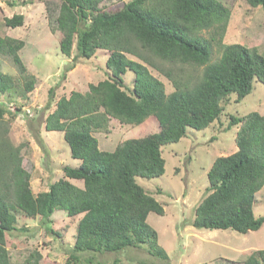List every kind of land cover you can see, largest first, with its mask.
I'll use <instances>...</instances> for the list:
<instances>
[{
  "label": "trees",
  "instance_id": "obj_1",
  "mask_svg": "<svg viewBox=\"0 0 264 264\" xmlns=\"http://www.w3.org/2000/svg\"><path fill=\"white\" fill-rule=\"evenodd\" d=\"M59 1L51 24L59 32L60 51L70 57L75 48L73 60L89 59L97 49L108 51L106 78L90 83L84 93L72 90L60 96L46 114L44 129L62 131L71 157L80 163L63 166V176L45 189L33 191L21 146L12 144L6 127L0 130V264H11L7 234L26 230L16 226L17 212L39 218L49 233L60 236L49 225L57 210L77 218L74 242L63 264H107L82 254L142 246L161 258L160 264H171L157 231L147 222L149 212L163 214L164 208L137 177L161 175L164 144L178 141L187 126L208 127L219 118L222 103L233 94L236 101L242 100L254 80L264 84V55L255 47L223 43L230 9L218 0H129L115 9L103 7L108 0ZM246 2L264 12V0ZM4 20L8 26H19L23 15ZM213 45L220 49L216 60L211 59ZM23 46L22 39L0 37V52L19 67L25 91H31L35 77L18 54ZM148 66L163 73L171 92H165ZM184 67L190 71L185 73ZM127 70L134 74L130 88L123 78ZM12 84L9 74L0 73L1 93ZM49 94L53 96L52 89ZM50 104L49 100L45 109ZM3 114L1 106V120ZM151 115L159 124L157 132L128 138L112 151L101 150L92 134L106 129L111 118L133 125ZM231 126H237V149L213 161L207 172L208 193L196 206L192 225L246 233L264 223V215L253 214L255 193L264 186V114L230 115L226 128ZM70 179L82 180L83 186ZM31 258V264H39L41 254L34 252ZM111 264H119L118 257ZM243 264H264V248L253 251Z\"/></svg>",
  "mask_w": 264,
  "mask_h": 264
},
{
  "label": "rangeland",
  "instance_id": "obj_2",
  "mask_svg": "<svg viewBox=\"0 0 264 264\" xmlns=\"http://www.w3.org/2000/svg\"><path fill=\"white\" fill-rule=\"evenodd\" d=\"M129 0H108L104 8L115 9ZM230 9V17L223 43H241L255 47L264 55V12L260 6L252 7L246 0H218ZM59 0H0V37L22 39L24 46L18 54L27 73L35 77L34 88L25 91L24 74L11 57L0 52V73L13 78L11 88L0 92V107L4 108L0 130L8 129L12 144L21 146L23 167L30 173V185L34 192L45 189L47 184L63 176V166L76 167L80 161L72 158L69 147L60 130L44 129V118L60 96L70 91L82 93L90 83L106 78L105 60L108 51L97 49L89 58L64 55L59 49V32L51 24L56 16ZM22 14L23 22L11 27L5 18ZM220 56V49L213 45L212 60ZM74 67H67L70 63ZM151 73L160 79L165 92L173 90L170 81L155 68ZM185 73L190 70L184 67ZM126 87L130 88L134 74H123ZM49 89L53 90L50 97ZM50 100L49 109L45 105ZM224 109L218 119L208 127L195 129L187 126L186 134L176 142L162 146L165 160L164 172L155 177H137V182L158 200L163 214L149 212L147 222L158 233V243L165 249L171 264H243L255 250L264 248V223L257 230L241 233L233 229L197 228L192 225L194 211L208 193L207 172L215 158L236 151L237 126L227 129L230 115L242 116L250 111L264 114V84L254 80L251 92L236 101L231 95L222 103ZM159 124L154 116L140 124H123L111 118L106 129L93 131L101 150L112 151L128 138L142 137L157 132ZM43 142V148L39 144ZM77 186L83 182L70 179ZM255 217L264 215V186L255 193L253 203ZM49 224L60 236L48 232L39 218H27L16 213V226L26 230H13L7 234L6 247L11 264H31L34 252L41 254L39 264L55 262L63 264L71 251L76 232L77 218H69L64 210L53 212ZM48 225V226H49ZM96 261L111 264L118 257L119 264H160L161 258L150 254L146 246L125 248L120 252L103 254L84 252ZM30 262V263H29Z\"/></svg>",
  "mask_w": 264,
  "mask_h": 264
},
{
  "label": "crops",
  "instance_id": "obj_3",
  "mask_svg": "<svg viewBox=\"0 0 264 264\" xmlns=\"http://www.w3.org/2000/svg\"><path fill=\"white\" fill-rule=\"evenodd\" d=\"M82 181V180H81Z\"/></svg>",
  "mask_w": 264,
  "mask_h": 264
}]
</instances>
